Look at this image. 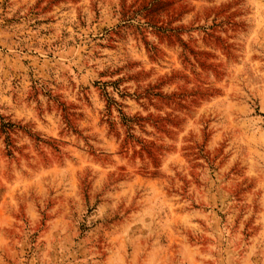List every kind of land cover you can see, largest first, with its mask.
Listing matches in <instances>:
<instances>
[{
    "label": "rangeland",
    "instance_id": "obj_1",
    "mask_svg": "<svg viewBox=\"0 0 264 264\" xmlns=\"http://www.w3.org/2000/svg\"><path fill=\"white\" fill-rule=\"evenodd\" d=\"M0 264H264V0H0Z\"/></svg>",
    "mask_w": 264,
    "mask_h": 264
}]
</instances>
